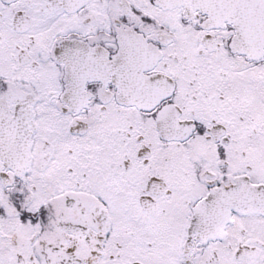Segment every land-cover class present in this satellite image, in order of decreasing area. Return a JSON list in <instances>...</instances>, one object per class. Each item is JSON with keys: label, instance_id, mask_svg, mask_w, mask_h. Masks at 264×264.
<instances>
[{"label": "snow or ice", "instance_id": "1", "mask_svg": "<svg viewBox=\"0 0 264 264\" xmlns=\"http://www.w3.org/2000/svg\"><path fill=\"white\" fill-rule=\"evenodd\" d=\"M0 264H264V0H0Z\"/></svg>", "mask_w": 264, "mask_h": 264}]
</instances>
